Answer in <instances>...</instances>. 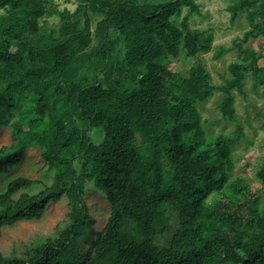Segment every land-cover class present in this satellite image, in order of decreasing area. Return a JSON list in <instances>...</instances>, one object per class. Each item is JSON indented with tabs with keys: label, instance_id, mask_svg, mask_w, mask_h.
Returning <instances> with one entry per match:
<instances>
[{
	"label": "trees",
	"instance_id": "1",
	"mask_svg": "<svg viewBox=\"0 0 264 264\" xmlns=\"http://www.w3.org/2000/svg\"><path fill=\"white\" fill-rule=\"evenodd\" d=\"M90 9L102 16L97 47ZM229 9L232 21L245 13L250 29L233 39L230 77L215 85L201 58L178 81L169 68L183 53L213 49L214 29L190 26L202 15L199 0H79L74 10L55 0H0V127L12 138L0 147V184L29 147L55 168L38 192L27 189L41 181L26 176L0 188V239L63 197L70 205L55 235L8 256L0 250V264H264V210L242 178L232 179L243 126L207 137L197 107L221 91L219 110L238 122L235 92L246 95L250 78L254 89L264 86L249 43L264 40V0ZM88 183L111 205L101 231Z\"/></svg>",
	"mask_w": 264,
	"mask_h": 264
},
{
	"label": "rangeland",
	"instance_id": "2",
	"mask_svg": "<svg viewBox=\"0 0 264 264\" xmlns=\"http://www.w3.org/2000/svg\"><path fill=\"white\" fill-rule=\"evenodd\" d=\"M235 0H202V15H194L190 21L192 28H213L214 43L213 49L209 53L200 54L190 58L183 53L179 58L174 59L169 66L174 80L188 76L189 69L201 58L207 65L208 71L212 75L215 85H223L225 79L230 77L228 66L237 59L235 49H230L233 39L243 36L244 32L250 29L245 13L240 12L235 21H232V12L229 7ZM61 9L68 8L74 10L79 4V0H55ZM201 2V0H200ZM187 8H184V14ZM92 26L94 31V46L99 45L102 34L96 29V22L102 25V16L90 9ZM181 19L179 20V22ZM58 22V18L51 20ZM56 33V29L50 30ZM252 45L259 51V57L264 58V44L261 40H250ZM224 46L230 51L224 52L219 59H214L213 55L217 47ZM114 66H122L123 59L114 56ZM262 62V61H261ZM263 63V62H262ZM264 86L253 88L252 79H248L245 86L246 95L235 92V107L238 115V122L231 121L223 117L218 108V104L223 98V93L217 91L212 98L198 104V110L203 118V128L207 137H216L220 134L234 135L238 124L243 126L245 136H243L233 148V155L236 162L232 179L242 178L245 186L249 190L248 198L258 199L259 207L264 210V180L260 173L264 171ZM97 142L102 141V136H96ZM12 142L10 127H0V147L9 145ZM264 173V172H263ZM55 168H51L44 162L41 151L38 147H29L25 153L23 162L3 176L0 184L4 190L10 180L18 176H26L32 180L41 181L34 184L27 190L35 193L43 188V184L53 181ZM220 200L221 198H216ZM85 200L89 208L90 215L94 218V227L97 231L103 230L111 213V205L106 195L98 190L93 183H88L85 193ZM70 212L69 200L67 197L52 203L40 220L23 221L13 227H5L0 239V250L5 255H11L14 250L22 251L24 245L39 244L47 236L56 234L57 227L67 219ZM173 224L175 226V218ZM165 240L160 245H165Z\"/></svg>",
	"mask_w": 264,
	"mask_h": 264
},
{
	"label": "crops",
	"instance_id": "3",
	"mask_svg": "<svg viewBox=\"0 0 264 264\" xmlns=\"http://www.w3.org/2000/svg\"><path fill=\"white\" fill-rule=\"evenodd\" d=\"M199 2H200V0H199ZM200 3H202V0H201V2ZM258 40H261V42H263L264 40H263V38H259ZM258 50V49H257ZM260 61H262L261 62V65H264V58H261V60Z\"/></svg>",
	"mask_w": 264,
	"mask_h": 264
}]
</instances>
